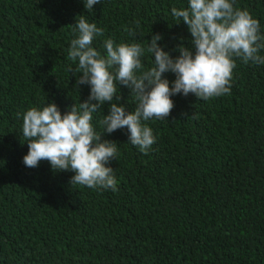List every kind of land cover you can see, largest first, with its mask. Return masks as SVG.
I'll return each instance as SVG.
<instances>
[{"label":"trees","instance_id":"16d2710c","mask_svg":"<svg viewBox=\"0 0 264 264\" xmlns=\"http://www.w3.org/2000/svg\"><path fill=\"white\" fill-rule=\"evenodd\" d=\"M188 3L101 0L87 12L84 0H0V264H264V64L236 58L228 95H174L167 119L145 122L157 137L147 154L127 128L103 134L117 143L115 192L71 185L74 173L54 172L46 160L23 163L22 114L47 101L63 113L90 94L68 71L80 14L103 29L93 41L102 52L108 38L147 45L159 33L176 56L191 34L171 9ZM234 6L264 35V0ZM143 63L152 67V57ZM118 92L134 111L130 89ZM108 111L105 103L93 114L98 132Z\"/></svg>","mask_w":264,"mask_h":264},{"label":"clouds","instance_id":"9594fccd","mask_svg":"<svg viewBox=\"0 0 264 264\" xmlns=\"http://www.w3.org/2000/svg\"><path fill=\"white\" fill-rule=\"evenodd\" d=\"M97 3L101 0H84V7L91 12ZM171 14L191 34L188 45L176 46V56L158 43L162 39L159 33L151 34L147 45L115 43L108 38L102 52L93 41L103 36V29L82 14L76 18L74 31L78 34L67 53V60L76 66L70 65L68 71L77 76L76 89L89 85L90 94L63 113L54 101H47L22 114L23 141L28 142L23 157L26 167H38L46 160L54 172L72 171L71 185L115 192L118 181L110 161L116 160L117 143L102 139L103 134L127 128L128 141L147 154L157 137L145 122L167 119L175 106L174 95L191 93L205 101L228 95L236 58L245 64H264V56L259 54L264 49L260 22L247 9L235 7L234 0H189L187 7L173 6ZM125 31L137 35L127 27ZM146 55L152 57V67H145ZM169 72L175 75L171 82L164 76ZM120 85L134 96V111L121 103ZM105 103L109 111L99 122L101 133L92 121Z\"/></svg>","mask_w":264,"mask_h":264}]
</instances>
